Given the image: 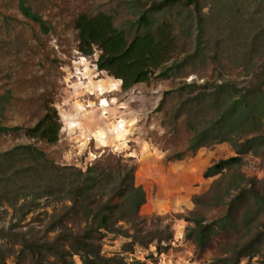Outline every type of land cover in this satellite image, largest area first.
Listing matches in <instances>:
<instances>
[{
    "label": "rangeland",
    "instance_id": "obj_1",
    "mask_svg": "<svg viewBox=\"0 0 264 264\" xmlns=\"http://www.w3.org/2000/svg\"><path fill=\"white\" fill-rule=\"evenodd\" d=\"M20 1L0 0V129H9L0 131V152L31 144L44 151L56 166L85 171L97 165L114 173L120 167L124 174L129 173L134 185L145 193L139 209L143 228L146 233H160L157 237L163 240L148 247L134 244L130 251L126 246L129 239L107 234L99 241L105 256L118 254L127 262L138 260L143 264H202L240 244L245 234L228 232L219 223L237 194L234 190L227 195L224 189L232 170L205 176L208 167L235 156L238 146L214 141L194 149L193 132L188 118L178 111L181 99L175 90L185 83L204 86L227 81L238 89H249L256 82L264 54L256 56L254 65L247 59L243 43L249 41L248 7L239 4L242 16L238 28L242 29L238 34L235 30L238 37L234 35V42L241 44L226 42L222 46L216 42L225 33L223 20L228 17L222 20L220 13L224 6L229 10L233 0H200L204 33L197 58L184 62L167 77L156 70L147 82L123 89L121 80L98 70L97 49L91 55L79 51L75 18L83 13L107 12L116 26L129 29L135 14L159 0H23L42 18L43 25L21 12ZM256 5L264 8V0H257ZM176 34L177 52L167 66L183 62L199 42L195 27L178 26ZM49 109L57 112L60 125L58 140L52 144L31 138L26 132ZM205 114L196 118L197 127L208 125L207 120L215 116V112ZM240 157L234 169L245 176L243 185H252L264 195V144L255 143ZM216 184L222 189L219 193L225 195L223 205L212 207ZM37 194L33 186L23 190L18 199L14 193L0 196V228L12 227L14 233L26 238L52 240L58 233L57 228L50 229L54 218L69 202ZM195 197L202 203L196 204ZM197 213L203 215L204 223L214 224L203 246L186 237L194 226L187 219ZM71 217L66 223L76 229L78 225ZM259 221L264 223V210ZM78 223L83 227L81 220ZM20 249L16 239L0 236L6 264L30 263ZM46 259L48 264L56 261L51 254ZM68 260L81 264L78 255ZM242 263L264 264V241L261 253Z\"/></svg>",
    "mask_w": 264,
    "mask_h": 264
},
{
    "label": "trees",
    "instance_id": "obj_2",
    "mask_svg": "<svg viewBox=\"0 0 264 264\" xmlns=\"http://www.w3.org/2000/svg\"><path fill=\"white\" fill-rule=\"evenodd\" d=\"M256 2L233 0L229 10L224 6L220 18L228 17L223 20L225 33L216 42L222 46L226 42H233L236 46L241 44V41L234 42L238 37L235 30L238 34L239 28L242 29L241 26L238 28L242 16L239 15V4L247 6L248 12H251L248 21L250 30L246 37L249 41L242 43L244 48L247 46V59L252 64L257 55L264 54V8L258 9ZM19 7L25 16L44 24L25 1L21 0ZM201 13L200 0L153 1L148 8L134 15L129 29L116 26L114 17L107 12L79 14L74 21L78 32V49L84 55H91L97 49L100 52L96 60L98 70L121 80L122 88L129 89L134 84L147 82L156 70H161L160 76L167 77L184 62L197 58L204 33ZM178 26L195 27L199 42L183 62L167 66L177 52ZM261 68L258 79L249 89H238L227 81L204 86L185 83L175 90L181 99L178 111L188 118V127L193 132L194 149L214 141L238 146L235 156L211 165L205 176L232 170L224 189L227 195L234 190H237V194L231 198L227 214L219 223L228 232L237 234L242 231L245 235L241 237L243 241L240 244L228 249V253L202 264H245L243 260L258 256L262 251L264 223L259 220L264 210V195L252 185H243L245 176L234 169L241 162V154L247 153L255 143L264 144V64ZM242 90L245 91L243 94ZM210 112H215V116L207 120L209 124L197 127L198 115H208ZM57 119V112L49 109L26 132L31 138L55 143L60 132ZM30 185L37 188V196L53 195L63 203L68 201L69 205L64 203L54 218L50 229L57 228L58 233L52 240L26 238L22 233H14L12 227L0 228L1 237H10L20 243V254L29 258V264H48V254L56 258L54 264H71L68 257L73 255L79 256L81 264H143L138 260L127 262L118 254L103 255L99 241L107 234L124 237L130 240L126 244L127 249L133 251L134 244L148 247L154 241L163 240L157 237L160 233H146L143 228L141 220L144 219L140 218L139 209L145 201V193L140 186L134 185L132 176L124 174L120 167L114 173L109 168L97 165H91L85 171L76 167L56 166L47 159L44 151L31 144L0 152V196L14 193L18 199L23 190L33 187ZM220 188L217 184L212 188L215 190V196L211 198L212 207L223 205L224 193H219ZM194 202L202 203L199 197H195ZM197 214L193 219H187L194 226L186 237L203 246L214 224L204 223L203 215ZM70 217L78 225L76 229L66 223ZM80 220L83 227L78 223ZM164 240L168 241L169 237H164ZM0 264H6L1 250Z\"/></svg>",
    "mask_w": 264,
    "mask_h": 264
}]
</instances>
